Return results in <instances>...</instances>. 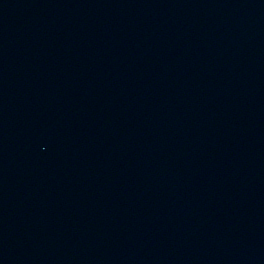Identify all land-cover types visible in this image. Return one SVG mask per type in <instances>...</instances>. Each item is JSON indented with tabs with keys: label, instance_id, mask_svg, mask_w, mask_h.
Masks as SVG:
<instances>
[{
	"label": "water",
	"instance_id": "obj_1",
	"mask_svg": "<svg viewBox=\"0 0 264 264\" xmlns=\"http://www.w3.org/2000/svg\"><path fill=\"white\" fill-rule=\"evenodd\" d=\"M0 264H264V0H0Z\"/></svg>",
	"mask_w": 264,
	"mask_h": 264
}]
</instances>
